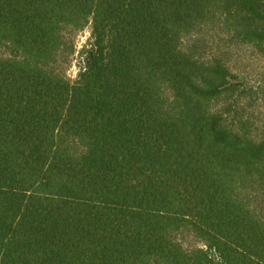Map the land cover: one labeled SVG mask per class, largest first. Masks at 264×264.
Returning a JSON list of instances; mask_svg holds the SVG:
<instances>
[{
    "label": "trees",
    "instance_id": "16d2710c",
    "mask_svg": "<svg viewBox=\"0 0 264 264\" xmlns=\"http://www.w3.org/2000/svg\"><path fill=\"white\" fill-rule=\"evenodd\" d=\"M262 1L0 0V264H264Z\"/></svg>",
    "mask_w": 264,
    "mask_h": 264
},
{
    "label": "rangeland",
    "instance_id": "374dc122",
    "mask_svg": "<svg viewBox=\"0 0 264 264\" xmlns=\"http://www.w3.org/2000/svg\"><path fill=\"white\" fill-rule=\"evenodd\" d=\"M262 5H264V1H262ZM88 38V29L79 33L75 38L77 49H80ZM216 39H221L224 44L223 59L228 63L230 70L244 78L247 84L259 92L257 95L258 100L256 101L259 104L262 99L261 93L264 91L262 89L264 86V51H258L250 45L231 40L225 27L221 25L209 28L203 32L205 48L201 49V51L196 50V54L208 58L212 54L211 50L215 45ZM69 73L74 78L77 75V67L72 66Z\"/></svg>",
    "mask_w": 264,
    "mask_h": 264
}]
</instances>
